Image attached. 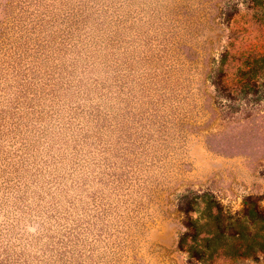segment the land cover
Returning a JSON list of instances; mask_svg holds the SVG:
<instances>
[{
	"label": "rangeland",
	"instance_id": "obj_1",
	"mask_svg": "<svg viewBox=\"0 0 264 264\" xmlns=\"http://www.w3.org/2000/svg\"><path fill=\"white\" fill-rule=\"evenodd\" d=\"M200 196L264 211V0H0V264H264Z\"/></svg>",
	"mask_w": 264,
	"mask_h": 264
},
{
	"label": "trees",
	"instance_id": "obj_2",
	"mask_svg": "<svg viewBox=\"0 0 264 264\" xmlns=\"http://www.w3.org/2000/svg\"><path fill=\"white\" fill-rule=\"evenodd\" d=\"M201 199H203V196H200L197 201H188V197H185L182 201L181 211L189 216L185 222L187 229L185 238L190 237L193 242V246L189 250L192 259L205 262L209 257L208 261H214L217 258L215 254L223 248L219 241L225 238L227 234L234 239L230 254L231 260L235 261L254 255L256 247L260 253L264 254V236H257V239L256 237L251 238L250 229L244 224L247 222L255 223L258 220L264 223V211L255 206L251 199L246 201L245 209L236 218L240 229H232L230 232H227L228 228L224 224L225 221L234 220L233 217L229 214L226 215L223 207L217 202L201 201ZM198 203H202L206 207V221H203L204 219L195 220L190 217L191 214L196 213ZM210 225H213L215 230L208 229L203 232L205 227ZM185 240L183 239L182 243ZM207 251H210V254H207Z\"/></svg>",
	"mask_w": 264,
	"mask_h": 264
}]
</instances>
